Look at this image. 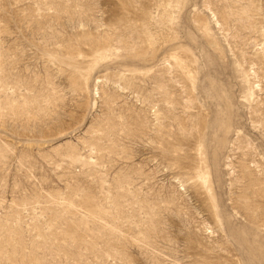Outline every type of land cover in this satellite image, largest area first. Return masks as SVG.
<instances>
[{
	"label": "rangeland",
	"instance_id": "1",
	"mask_svg": "<svg viewBox=\"0 0 264 264\" xmlns=\"http://www.w3.org/2000/svg\"><path fill=\"white\" fill-rule=\"evenodd\" d=\"M0 264H264V0H0Z\"/></svg>",
	"mask_w": 264,
	"mask_h": 264
}]
</instances>
